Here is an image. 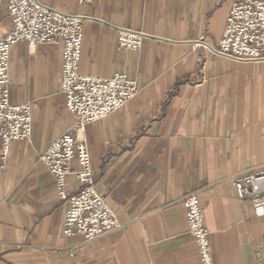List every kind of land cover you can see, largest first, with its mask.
I'll use <instances>...</instances> for the list:
<instances>
[{"label": "crops", "instance_id": "0c3cea01", "mask_svg": "<svg viewBox=\"0 0 264 264\" xmlns=\"http://www.w3.org/2000/svg\"><path fill=\"white\" fill-rule=\"evenodd\" d=\"M85 21L81 73H123L140 92L90 124L94 180L120 228L88 242L63 235L67 203L40 156L73 126L57 46L12 50L10 97L32 107V142L0 160V264H201L186 199L197 194L215 264H264V211L235 183L264 170V61L221 55L231 0H38ZM13 23L0 1V41ZM128 30L139 51L120 47ZM77 169V164H73ZM69 192H78L75 178Z\"/></svg>", "mask_w": 264, "mask_h": 264}, {"label": "built area", "instance_id": "2783aa9c", "mask_svg": "<svg viewBox=\"0 0 264 264\" xmlns=\"http://www.w3.org/2000/svg\"><path fill=\"white\" fill-rule=\"evenodd\" d=\"M7 4L13 28L0 41V160L6 164L15 142H32V107L14 104L10 97V70L13 48L26 42L30 48L41 45L61 49V90L66 96L67 110L74 123L68 132L55 140L40 156L44 167L54 176L57 194L67 203L63 235L84 236L92 242L118 230L117 215L100 194L94 180L89 146L78 138L86 127L104 120L126 107L140 92L136 80L117 73L110 78L81 73L85 21L52 10L38 0H0ZM220 2L226 0H218ZM92 0H80V4ZM143 34L119 32L121 48L139 51ZM218 52L242 61H264V0H231L226 26ZM73 164H77L74 169ZM75 178L78 192H69V180ZM237 197L250 203L256 211H264V170L236 181ZM190 235L199 250L201 264H215L204 209L197 194L185 203Z\"/></svg>", "mask_w": 264, "mask_h": 264}]
</instances>
